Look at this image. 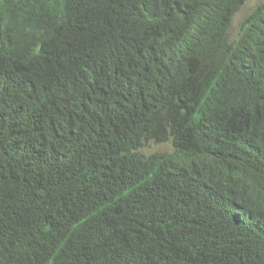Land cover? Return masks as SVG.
Returning a JSON list of instances; mask_svg holds the SVG:
<instances>
[{
  "label": "trees",
  "instance_id": "16d2710c",
  "mask_svg": "<svg viewBox=\"0 0 264 264\" xmlns=\"http://www.w3.org/2000/svg\"><path fill=\"white\" fill-rule=\"evenodd\" d=\"M244 3L0 0V264H264Z\"/></svg>",
  "mask_w": 264,
  "mask_h": 264
},
{
  "label": "rangeland",
  "instance_id": "374dc122",
  "mask_svg": "<svg viewBox=\"0 0 264 264\" xmlns=\"http://www.w3.org/2000/svg\"><path fill=\"white\" fill-rule=\"evenodd\" d=\"M261 1L263 0H245L243 6L233 16L230 26L228 28V35L230 36V38L236 36L238 32L239 22L244 17V15L247 14L248 11H250L255 6V4ZM169 149H170V144L168 142L159 143V144L148 142V143H144L139 148V151L141 153L147 154L153 151H161V150H169Z\"/></svg>",
  "mask_w": 264,
  "mask_h": 264
}]
</instances>
